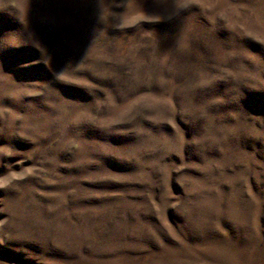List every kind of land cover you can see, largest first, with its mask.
Returning a JSON list of instances; mask_svg holds the SVG:
<instances>
[{
	"label": "rangeland",
	"instance_id": "obj_1",
	"mask_svg": "<svg viewBox=\"0 0 264 264\" xmlns=\"http://www.w3.org/2000/svg\"><path fill=\"white\" fill-rule=\"evenodd\" d=\"M0 264H264V0H0Z\"/></svg>",
	"mask_w": 264,
	"mask_h": 264
}]
</instances>
